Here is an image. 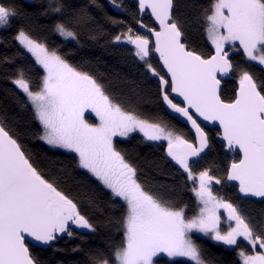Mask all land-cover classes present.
I'll use <instances>...</instances> for the list:
<instances>
[{
    "label": "snow or ice",
    "instance_id": "snow-or-ice-1",
    "mask_svg": "<svg viewBox=\"0 0 264 264\" xmlns=\"http://www.w3.org/2000/svg\"><path fill=\"white\" fill-rule=\"evenodd\" d=\"M0 264H264V0H0Z\"/></svg>",
    "mask_w": 264,
    "mask_h": 264
},
{
    "label": "trees",
    "instance_id": "trees-1",
    "mask_svg": "<svg viewBox=\"0 0 264 264\" xmlns=\"http://www.w3.org/2000/svg\"><path fill=\"white\" fill-rule=\"evenodd\" d=\"M20 2H31V0H17V3H20ZM103 3L107 4L108 3V0H102ZM112 11V14H115V10H111ZM97 55H99L100 53L97 51L96 52ZM93 243H99V239H96L95 241H93ZM213 251H216L218 252L219 250L216 249V248H213L212 249ZM234 255V254H232Z\"/></svg>",
    "mask_w": 264,
    "mask_h": 264
}]
</instances>
